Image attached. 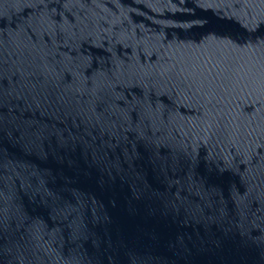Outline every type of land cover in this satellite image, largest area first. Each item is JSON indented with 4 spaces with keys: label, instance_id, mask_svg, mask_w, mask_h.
Masks as SVG:
<instances>
[{
    "label": "water",
    "instance_id": "obj_1",
    "mask_svg": "<svg viewBox=\"0 0 264 264\" xmlns=\"http://www.w3.org/2000/svg\"><path fill=\"white\" fill-rule=\"evenodd\" d=\"M0 264H264V0H0Z\"/></svg>",
    "mask_w": 264,
    "mask_h": 264
}]
</instances>
